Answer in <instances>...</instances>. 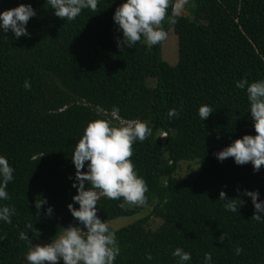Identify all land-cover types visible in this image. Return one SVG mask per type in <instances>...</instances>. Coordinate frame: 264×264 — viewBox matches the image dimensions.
<instances>
[{
	"label": "trees",
	"instance_id": "obj_1",
	"mask_svg": "<svg viewBox=\"0 0 264 264\" xmlns=\"http://www.w3.org/2000/svg\"><path fill=\"white\" fill-rule=\"evenodd\" d=\"M124 2L98 0L96 11L84 9L67 21L55 16L47 0H0V13L21 4L36 11L26 26L30 38L0 29V156L14 169L9 199L0 200V207L16 210L11 224L0 220V264H24L29 243L19 239L20 232L33 245L51 243L76 224L68 209L78 194L72 186L78 183L75 145L88 122L120 126L118 118L151 129L145 141L134 142L131 157L148 187L142 207L151 211L119 229L109 226L120 248L114 264H180L172 255L176 248L191 254L185 264H206L205 253L212 255L210 264H264V212L260 221L252 219L255 208L244 195L258 190L264 202V166L254 172L251 163L221 162L214 155L244 135H256L246 89L236 82L264 80V0H188L189 15H180L175 25L164 22V30L177 37L174 66L162 58L164 41L149 50L141 40L120 51L123 32L113 17ZM205 104L213 113L203 121L198 110ZM173 108L179 116L170 118ZM182 163L195 164L194 178L176 175ZM221 191L243 201L238 211L225 208ZM42 199L47 203L39 214L35 204ZM122 203L100 193L98 217L110 224L141 208ZM152 218L161 223L147 231ZM237 247L243 249L239 255Z\"/></svg>",
	"mask_w": 264,
	"mask_h": 264
},
{
	"label": "clouds",
	"instance_id": "obj_2",
	"mask_svg": "<svg viewBox=\"0 0 264 264\" xmlns=\"http://www.w3.org/2000/svg\"><path fill=\"white\" fill-rule=\"evenodd\" d=\"M54 9L56 17L74 21L84 9L97 10L98 0H47ZM188 0H126L116 8L114 22L123 32V39L117 38V46L121 52L125 47L133 48L137 42L144 38L149 50L162 41L166 40L168 33L164 30V22L175 25ZM171 8V14L169 9ZM36 16V11L31 4L5 10L0 13V29L4 33L11 31L14 36L29 37L27 24ZM26 90L31 89L29 81H25ZM236 87L246 89L250 103L251 120L254 122L256 135H244L236 139L230 146L215 153L216 158L223 162L228 158H234L237 165H253L254 172H259L264 166V80L249 82L244 78L236 82ZM119 108L112 109L115 117ZM213 113L209 105H202L198 110L201 120H206ZM99 114V113H98ZM168 116L178 117L176 109H170ZM151 135V129L146 122L132 120L123 122L120 126H113L110 121L96 119L87 123L82 138L75 145L72 155L76 173L73 187L77 188L78 194L73 197V204L68 205L71 215L77 220L82 228L69 225L57 234L49 244L33 245L25 232H20L19 239L28 241L29 250L26 254L28 264H114L120 255L116 233L110 230L108 222H103L97 215V201L99 194L111 200L123 198L124 203L135 206L147 204L146 193L148 187L146 181L139 177L132 163L133 144L137 140L145 141ZM87 162V171L85 165ZM14 169L9 165L7 158L0 156V200H8L6 191L8 183L13 180ZM71 179V177H70ZM86 182L90 185L86 189ZM99 190V192L97 191ZM240 189H237L239 192ZM244 195L251 198L255 208L252 219L261 220L259 213L264 212V202H259V191L244 190ZM219 200L227 201L225 208L232 212L238 211L237 202L242 201L239 197L228 199L224 191L220 192ZM243 202V201H242ZM47 203L46 200H37L35 207L37 213ZM79 204V209L74 207ZM15 207H0V220L11 224V216L15 214ZM53 208L47 209V215L51 217ZM32 228L31 224L27 225ZM227 238L223 234L219 240L223 243ZM243 251L237 247L239 255ZM178 257L180 264L191 260V254L182 248H176L172 253ZM152 260L151 253L147 256ZM212 260L211 253H205L206 264Z\"/></svg>",
	"mask_w": 264,
	"mask_h": 264
},
{
	"label": "rangeland",
	"instance_id": "obj_3",
	"mask_svg": "<svg viewBox=\"0 0 264 264\" xmlns=\"http://www.w3.org/2000/svg\"><path fill=\"white\" fill-rule=\"evenodd\" d=\"M189 7H190V5L187 3L184 6L183 11L181 12V15H183V16L189 15V11H188ZM167 33H168V37L162 43L161 54H162V58L164 61H166L169 65L174 66V65H176V63L178 61L177 37L174 35L172 30H169ZM141 40L145 43L143 37L141 38ZM148 85L153 86V80H149ZM194 167H195L194 163H190V165L182 163L179 166L176 175L182 179H185V178L192 179L195 177L194 176V174H195ZM126 207L132 209V207H130V205H127ZM138 210H139L138 214L132 215L130 217H120V218H117L115 220H112L109 224L110 228L119 229L121 227L127 226V225L135 222L136 220H138V219L146 216L147 214H149V212L151 211V208L150 207H141ZM160 223H161V221L159 219L152 218V220H150L148 222V224L146 225L147 231L148 230L149 231H155L159 227ZM79 224L80 223L77 221L76 224H74V225L78 227ZM74 225H72V226H74ZM36 244L45 245V244H49V243L44 242L42 240H39L34 245H36ZM24 264H28V261L26 259H25Z\"/></svg>",
	"mask_w": 264,
	"mask_h": 264
},
{
	"label": "built area",
	"instance_id": "obj_4",
	"mask_svg": "<svg viewBox=\"0 0 264 264\" xmlns=\"http://www.w3.org/2000/svg\"><path fill=\"white\" fill-rule=\"evenodd\" d=\"M115 118H117V117L115 116ZM118 120L120 121L121 125H122L123 122H126V120H122L120 118H118ZM161 137H165V134H162Z\"/></svg>",
	"mask_w": 264,
	"mask_h": 264
}]
</instances>
